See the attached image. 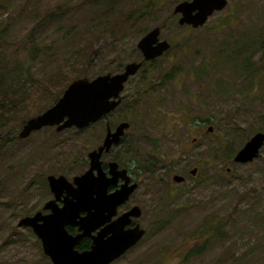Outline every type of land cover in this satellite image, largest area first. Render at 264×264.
<instances>
[{
    "label": "rangeland",
    "instance_id": "rangeland-1",
    "mask_svg": "<svg viewBox=\"0 0 264 264\" xmlns=\"http://www.w3.org/2000/svg\"><path fill=\"white\" fill-rule=\"evenodd\" d=\"M181 1L0 0V52L20 65L29 106L0 133V264H52L33 230L18 222L51 197L47 175L87 155L106 124L122 119L132 123L129 139L143 165L137 199L147 231L113 264H264V146L257 159L234 161L264 129V0H229L199 28L179 23ZM145 6L142 16L135 12ZM54 11L65 14L41 22ZM156 26L171 48L144 63L123 104L82 132L32 137L46 142L39 183L29 140L19 137L24 122L74 79L140 61L137 44ZM174 174L187 179L176 182Z\"/></svg>",
    "mask_w": 264,
    "mask_h": 264
},
{
    "label": "water",
    "instance_id": "water-1",
    "mask_svg": "<svg viewBox=\"0 0 264 264\" xmlns=\"http://www.w3.org/2000/svg\"><path fill=\"white\" fill-rule=\"evenodd\" d=\"M228 3L229 0H184L175 6L174 12L181 14L178 20L181 25L199 28L205 25L215 12L225 9ZM161 33V27L156 26L139 40L137 46L143 55V60L128 62L123 72L100 74L92 79L88 77L74 79L52 106L25 122L19 136L24 138L32 131L45 126L57 125L58 130L72 126L82 128L115 110L122 103V90L128 78L136 74L145 61L158 58L171 48V43L167 39H161ZM128 126L129 123H121L116 131L109 130L104 143L89 154L90 169L75 177L74 183L64 175L48 176L50 188L56 195V198L46 205V208H51V213L42 215L38 212L33 216L20 218L18 222L20 226L33 228L52 264H109L143 237L145 230L139 226L126 232H122L116 226L109 239L97 240L92 250L81 253L75 250L74 246L83 235L90 233V228L84 226L92 216L89 215L90 218L87 217L84 222L82 228L85 232L77 237H73L66 229V224L74 222L78 212L85 209L93 200L92 194L107 195V187L111 180L107 179L105 182L102 179L104 175L100 158L105 149L108 150L114 142L120 140L124 127ZM208 130L212 131L213 126H209ZM263 146L264 131H260L239 149L234 161L246 163L254 160L259 156ZM95 169L99 171L97 177L94 176ZM191 172L196 174L197 168L192 169ZM183 178L180 174L174 175V180L177 182ZM135 187L136 184L109 195L110 201L114 204L112 209L114 210L122 200L128 198ZM63 189L67 191L68 196L63 200V206H59L57 201Z\"/></svg>",
    "mask_w": 264,
    "mask_h": 264
},
{
    "label": "flooded vegetation",
    "instance_id": "flooded-vegetation-1",
    "mask_svg": "<svg viewBox=\"0 0 264 264\" xmlns=\"http://www.w3.org/2000/svg\"><path fill=\"white\" fill-rule=\"evenodd\" d=\"M155 59H157V58H155ZM141 60H143V58ZM149 61H151V60H149ZM145 62H148V61H145ZM144 63H143V65H144ZM143 65L141 66V68L143 67ZM141 68L138 70V72L141 70ZM124 70H125V66L122 68V72ZM137 73L134 75H131L128 78V80L125 82V87H126L127 83L133 77H135L137 75ZM202 76H203V74L200 73L199 79ZM125 87L122 90V104L125 101V98L127 97L124 94ZM110 113L104 115L102 118L98 119L97 121L92 122L89 125L82 127V128L72 126V127L64 128L62 130H58L57 125L45 126L41 129L32 131L28 136L24 137L23 139L29 140V143H30L29 148H30L31 154L28 158V164L30 165V170L33 168L36 170H40L39 171L40 173H38V176H37L38 182L42 183L41 182L42 181V175H40V174H41L42 170L45 168L46 153L47 152H46V142L44 141V139H40L37 142V144H34L35 140L33 143L30 142L32 137L35 135L36 132H38V133L39 132H45L46 133V131H45L46 129H53L56 133H60V134L64 131H69V132L74 131V133L82 132L84 129L89 127L91 124L97 123L99 120L109 116ZM25 122H24V124H25ZM121 123H129V126L124 127V130L122 132V136H121L120 140H118L117 142H114L108 150L105 149L101 155V158H100L101 162H102V174L104 175V177L102 179L105 182L107 179L111 180L110 184L107 187V195H105V194L100 195L97 193L92 194L91 197L93 198V200L87 204L85 209H82L78 212L77 217L74 219V222L66 224V229L69 232V234H71L73 237H77L78 235L85 232L84 228H82L84 225V222L87 220V217L89 215L92 216L91 218L88 217V218H90V221L87 222L86 226H84V227L90 228V233L83 235L80 238V240L74 246L75 250H77L78 252H81V253L85 252V251L92 250L93 246L96 245L97 240L98 241H106L107 239H109L113 235V230L116 226H117V229L122 230V232H126L127 230L136 229L138 226H139V228L144 229L145 233L147 231L146 228L143 227V224H142L143 223V217L145 216L146 210L143 207V205L139 202V200L137 199V193L141 189L142 183H143L142 182L143 165L141 164V159H140V161L138 159L139 154L133 150V146H132L131 141L129 139V135L132 134V132H131L132 123L130 121H128L127 119H122L120 122H118L116 124L107 123L105 126L106 131H105V135H104L103 139L94 148H92L87 153V155L80 156L79 159H74V161L72 162L71 165L66 162V166L64 167L65 170H63V172L58 173V174H49V175H56V176L64 175L70 182L74 183L75 177L82 175L88 169H90V166H91V159L89 156L90 152L94 149H97L99 146H101L104 143L109 130L111 132L116 131L117 127ZM261 131H264V129ZM258 132H260V131H258ZM258 132H256V133H258ZM19 134H20V132H19ZM193 141L195 143L199 142L200 137H198V138L194 137ZM262 148H261V150H262ZM261 150H260V152H261ZM36 156L38 158H35ZM257 158H255V159H257ZM34 161H36V162H34ZM51 161L56 163L57 160L53 159ZM194 168H197V172H198L199 167L195 166V167L190 169V173L193 176H196L197 172H196V174H193L191 172L192 169H194ZM74 169H77V170H74ZM98 174H99V171L95 169L94 170V176L97 177ZM49 175L46 176V180L48 182V185H49V180H48ZM174 175H173V179H174ZM180 175H182L184 178L179 183L184 182L187 179L185 175H183V174H180ZM33 181H34L33 185H36L37 184L36 180L33 179ZM134 184H136V187L131 191L128 198H126L125 200H122V202L120 204H118V206L116 208H114V210H113L112 208L114 207V204H113V202L110 201L111 199L109 198V195H112L113 193H116L117 191H119L121 189L126 190L127 188H129L130 186H132ZM49 190L51 193V197L41 201V203L39 204L40 207L36 208L32 215H26V216H33L38 212H41L42 215H47V214L52 212L51 208H46V205L50 200L55 199L56 195L52 192L50 185H49ZM66 196H68L67 191L65 189H63L62 193L60 195V198L57 201V204L59 206H63V204H64L63 200L66 198ZM136 207H138V209H135ZM113 211H115V212L113 213ZM131 211L133 213L130 214ZM127 220H128V222H126ZM121 222H122V224H121ZM25 227L31 228L33 230V228L31 226H25ZM33 232H34V230H33ZM145 233H144L143 237L145 236ZM140 240L135 245L130 247L124 254H122L120 257L116 258L115 260H113L109 264H113L116 261H118L120 258H122L129 250L133 249L136 245H138ZM41 244H42V242H41Z\"/></svg>",
    "mask_w": 264,
    "mask_h": 264
},
{
    "label": "trees",
    "instance_id": "trees-1",
    "mask_svg": "<svg viewBox=\"0 0 264 264\" xmlns=\"http://www.w3.org/2000/svg\"><path fill=\"white\" fill-rule=\"evenodd\" d=\"M91 3H96L98 0H89ZM148 7H142L140 9H136V13L140 12L142 16L147 12ZM64 12H50L47 14L41 22H45L48 20L59 19L64 16ZM135 14V13H133ZM132 14V15H133ZM231 20V19H230ZM230 25L231 21L226 22L225 24H221V28L226 25ZM41 25V24H40ZM2 52H0V133L7 129L12 120H17L20 116L27 113L28 109V100L25 98V93H22L26 84V79L24 77V73L19 69L20 65L18 63L10 64L6 60L2 58ZM62 76L58 77H66L64 72H59ZM58 74V73H57ZM52 75V76H51ZM49 75L48 80L54 81L57 79L56 72L55 74ZM53 81V82H54ZM62 86L65 84L64 80ZM61 86V87H62ZM47 88V85H45ZM62 90L59 91V93ZM22 93V95H21ZM61 95H55V102L60 98ZM30 99V98H28ZM17 117V118H16ZM1 136V135H0Z\"/></svg>",
    "mask_w": 264,
    "mask_h": 264
}]
</instances>
